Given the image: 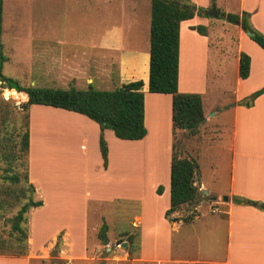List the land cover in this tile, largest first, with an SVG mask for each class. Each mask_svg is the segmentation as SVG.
Wrapping results in <instances>:
<instances>
[{"label": "rangeland", "instance_id": "1", "mask_svg": "<svg viewBox=\"0 0 264 264\" xmlns=\"http://www.w3.org/2000/svg\"><path fill=\"white\" fill-rule=\"evenodd\" d=\"M179 1L185 2L187 5H196L198 6L197 10L202 12L207 9L205 3L209 7L214 4L217 9L226 10L221 6L220 0H203L205 7L194 0ZM229 7L233 10L236 5L231 1ZM2 9L1 39L3 53L6 57L8 56L9 60L8 63H4L2 71L23 88L67 89L75 87L85 89L87 84L92 82L91 84L96 89L111 90L121 83L128 82L130 76L119 78L118 60H111V57L116 53L105 49H115L114 47L128 50L130 48L145 49L149 45L150 0H2ZM203 18L220 25L237 26V23L229 22L222 16L217 18L204 16ZM115 25L121 27L122 33L120 37L116 38L114 47L110 48L109 45L103 44V38L109 37L107 33ZM32 39H35L34 42ZM201 44L200 41L182 33L181 89L185 90L182 92L201 95L209 123L208 126L199 129L195 135H189L186 131L177 132L174 135V144L176 154L180 157H191V153L202 148V157L198 159L201 178L208 188L212 186L211 189L221 192L228 188L230 152L227 148L220 146L221 140L217 142L219 146L213 149L212 155H205V150L210 146V140L220 132V128L223 136L230 133L232 114L231 109L225 108L233 104V97L224 91L207 88L202 91L204 87H202L203 81L201 82L200 76L204 70L202 61L205 52L200 48ZM52 75L58 77L59 82L56 83L58 85L44 82V79H48ZM34 81L35 83H33ZM5 85V82L0 85V264H25L21 258L27 259L28 264H197L198 262L193 260L202 261L210 256L221 254L211 251L212 246L207 243L210 239L207 230L208 225L212 223L217 229L215 237L220 241L223 223H216L215 221L220 219L219 214L211 211L225 203L222 201L224 195L214 204H209L208 197H204V202L199 208L200 219L196 220L193 225L179 224L176 231L168 229L169 224L173 225L176 220L178 221L179 218L193 211L191 207L181 211L177 216L172 213L169 218H166L169 221L168 226L161 220V211L165 205L166 197L164 193L157 194L156 188L161 184L166 189L168 185L166 175L171 151L166 148V144L171 142V135L168 133L171 119L168 116V108L163 107L159 111L156 101L150 97H148L146 119L148 126L152 128L150 135L153 138L141 146H130L132 151L137 153H131L125 159L126 165L129 164V161L134 160L133 169L139 165H147L149 168L148 184L145 190L150 208L142 237L138 228L131 226L132 214L138 212L139 204L126 199L105 203L89 201L87 203L89 220L91 217L92 219L89 221L90 229L86 237V249L83 253L75 251L72 258L60 255V246L56 247L57 238L62 235V232H59L56 239L46 249L30 254L28 247L25 255L16 256L13 254L19 251L20 244L11 232L12 219L30 194V190L23 180L11 183L5 179L6 175L11 174L12 165L13 169L17 170L22 177L24 166L19 164L20 160L16 161L18 164H9L11 157L8 156L5 160L3 153L5 152L4 148L9 153L14 150V141L19 139L18 134L24 130L26 111L22 109L21 104L26 99L17 97V94ZM218 108H222V110L215 113L214 111ZM29 113L32 139L38 146L34 154L35 166L47 183L57 179V183L63 184L62 186L67 189L65 192L67 199L62 206V220L66 221L70 209L73 212L75 211L73 208L78 204L80 206L82 195H87L90 188L99 191V185L103 186L104 184L88 168L96 160L89 137H83L84 139L81 140L82 137L77 136L81 133L80 129L82 128L87 133V129H89L88 117L86 118L83 114L82 116H72L67 111L53 110L49 106L38 104L30 105ZM69 116L71 117L69 118ZM74 118L77 121L73 120ZM157 119L159 125L154 123ZM59 120L61 122L65 120L67 125L74 124L73 122L81 125H78L76 129L69 126L73 137L72 158H68L69 161H67L65 154H60L58 148L55 147L57 149L54 150L55 153L53 152L55 160H53V165H50L56 167H52V174L49 175L46 171L42 173V168H45L43 167V153L46 149L44 142L48 145V131L53 132L54 123ZM57 131L55 130V132ZM221 143L228 144V140L223 139ZM81 145L84 147V155L77 154V148L80 150ZM96 147L99 148V145L97 144ZM147 147L150 151L157 149L158 154L150 152L145 162L146 157L143 160L139 152L140 150L144 152L143 149H147ZM52 148L54 149V147ZM15 149L18 150L16 147ZM150 157L163 162L162 165L165 166L158 178H151ZM157 180H159L158 184ZM116 183L111 189L124 191L122 184L120 183L118 186L119 182ZM100 190L103 191V188ZM77 192H79V196L76 195ZM200 199L202 198L200 197L198 200ZM198 200L191 205L197 203ZM100 206L102 213L97 216L92 212V209ZM174 217H177L176 220H173ZM69 222L73 221L69 219ZM103 223L107 225L105 237L109 239L108 245L104 244L103 238L98 236V230ZM92 227H96V230H93ZM196 232H199V238L196 237ZM129 234L135 243H133L135 245L133 247L130 245ZM123 242H126L124 247L122 246ZM136 245H138L137 249ZM130 248H133V252L128 254Z\"/></svg>", "mask_w": 264, "mask_h": 264}, {"label": "crops", "instance_id": "2", "mask_svg": "<svg viewBox=\"0 0 264 264\" xmlns=\"http://www.w3.org/2000/svg\"><path fill=\"white\" fill-rule=\"evenodd\" d=\"M194 1L202 5L204 3L203 0ZM231 1L236 5V8L233 10L229 7ZM220 4L226 9H218L220 12H231L236 14H241L243 11L248 12L250 14L249 21L252 26L264 34V0H220ZM204 5L207 6V8L209 7L207 3ZM203 17L204 16L195 13L191 18L180 22L178 91L186 93L182 92L185 91L184 89H181V41L183 33L187 34L190 38L200 41L202 43L200 48L205 52V57L202 61V68H204V70H202L200 76L201 82L203 81L202 87H204L202 91L206 88L209 90L224 91L230 93L233 97V104L225 108L231 109L232 119L230 121V133L227 134V136H223L221 134V128L216 127L220 128V132L214 136V139L210 140V146L205 150V155H212L214 153L213 149L219 146L217 142L221 140L220 146L227 148L230 152L228 157V188L221 192L216 189H211L212 186L208 188L201 178L199 165V172L196 175L195 185L200 190L202 199L192 205L184 203L177 211L173 212L177 216L181 211L191 207V209L196 212L193 221L186 223L179 218L173 225L169 224V221H167L164 216V212L169 206L170 159L174 146L172 120H170L168 133L171 135V142L166 144V148H169L171 153L166 175L168 185L166 189L163 187L164 192H162L166 199L165 205L161 211V220L164 224H167L166 226L169 224L168 229L171 228L173 231H176V229L178 230L179 224L193 225L196 220L200 219L199 208L201 203L204 202V197H208L207 201L209 204H214L218 202L222 195H227L229 200L220 205V209L217 207L211 211L212 213L219 214L220 219L215 222L223 223L222 238L220 241L215 237L217 229L214 228L212 223L208 225L207 230V234L210 236L207 243L212 246L211 251L221 254L219 256H210L202 261H193L196 263L198 262L197 264H264V210L250 205L236 204L232 201V197L237 196L264 203V92L258 95L250 105H244L245 98L264 85V50L253 42L238 24L237 26L232 25V27L230 25H220L213 21H208ZM198 25L205 27V35L191 28L192 26ZM121 33L120 26H113L109 33H107L109 37L103 38V44L109 45L110 48L114 47L116 38L120 37ZM34 40L35 39H32V42H34ZM114 48L115 49L105 50H112L116 53L111 57V60H118L119 78L122 76L128 78L130 76L127 80L128 82L137 79L143 81L142 91L144 93V125L146 127V135L138 140H126L117 138L110 129H104L103 136L106 139L108 147L107 167L104 168L99 148L96 147L100 129L97 123L88 118L89 129H87V133H85L84 128H82L80 129L81 133L77 134V136H81V140L86 136L89 137L96 160L95 163L93 161L94 165H92V163V166L90 165L88 168H90V171L96 174L104 184L103 186L99 185V191L90 188L87 195H82L80 206L78 204L73 208L75 209L73 212L70 209V214L67 216L66 221H63L62 206L66 202L65 199H67L65 194L67 189L62 186L63 184L57 183V179L47 183L37 170L34 154L38 146L32 139L30 131L32 125L29 117L28 181L34 186L33 199L42 200L41 206L30 208L27 213L28 251L30 254L48 248V245L56 239L59 232H62L60 238V255L72 258L75 251H81L83 253L86 249V237L90 229L89 221L92 219L91 217L89 220V206L87 204L89 201L105 203L126 199L139 204L138 212L132 214L131 226L138 228L142 237V231L145 229V222L147 220V215H149L150 208L145 190L148 184L149 168L147 165H139L136 169H133L135 166L134 160L129 161V164L126 165L125 159H127L131 153H137L136 151H132L133 149H131L130 146H141L153 138L152 135H150L152 133V128L148 126L146 119L148 97L156 101V106L159 111L163 107H166V109L168 108V116L171 119V95L148 91L149 45L148 47L146 46L145 49L130 48L128 50L122 47ZM48 50L52 53L50 49ZM241 52H245L250 57L249 74L244 79L240 78L238 75V63ZM8 62L7 56L4 63ZM1 72L6 76L2 70ZM44 82L58 85L56 83H58L59 80L56 75H52L48 79H44ZM33 83H35V81ZM49 107L53 108V110L67 111L72 116H82V114L74 111L52 106ZM221 110L222 108H218L214 112L218 113ZM60 113L65 114L64 112ZM203 113L204 121L201 122L199 129H203L205 126H208L207 124L209 123L207 114H205L204 104ZM70 117L71 116H69V118ZM65 118L64 116V119ZM73 120L77 121L76 118ZM73 123L74 124L67 125L65 120L63 122L59 120L54 123V131H48V145L44 142V147H46V149L43 153V167L45 168H42V173L46 171L47 174H52L51 169L53 166L51 165H53V160H55L54 153L56 151L54 150H57L56 148H58L60 154H65L66 160L72 158L71 155H73V153L71 145L73 137L71 136V131H69V126L76 129L78 125H81L80 123ZM154 123L159 125V120L157 119ZM55 130L58 131L55 132ZM183 131L184 130H179L178 132ZM223 139L228 140V144H222L221 142ZM215 143L217 144L215 145ZM52 147H54V149ZM77 149V154H85L83 145L80 146V150L79 148ZM201 149L202 148L198 149L195 153H191V157L195 158L197 162L198 159L202 157ZM143 150L144 152L140 150L139 155L143 160H145L146 157L145 162L150 152L158 154V151H156L157 149H152V151H150L147 147V149ZM149 163L152 169L151 178L160 177L161 171L165 169V166L163 167L162 165L163 162H159L156 158L150 157ZM54 167L56 166L54 165ZM117 181L119 182L118 186L120 183L122 184L124 191L111 189L117 184ZM156 183L158 184L159 180H157ZM102 188L103 191L100 190ZM76 195L79 196V192H77ZM156 196L158 197V195ZM216 210L218 211L216 212ZM92 212L100 216L102 207L100 206L96 209H92ZM69 219L73 222H69ZM92 229L96 230V227H92ZM195 234L196 237L199 238V232ZM78 245L80 249L77 248ZM21 259L25 264H28L27 259Z\"/></svg>", "mask_w": 264, "mask_h": 264}, {"label": "trees", "instance_id": "3", "mask_svg": "<svg viewBox=\"0 0 264 264\" xmlns=\"http://www.w3.org/2000/svg\"><path fill=\"white\" fill-rule=\"evenodd\" d=\"M183 4L185 2L179 0H150L148 91L171 95L173 135L179 130H184L189 135H195L199 132L200 124L204 119L203 104L200 94L178 91L179 25L182 20L191 18L195 13L201 16L206 15L200 10L195 12L190 8H184ZM2 13V0H0V80L5 82V86L12 89L17 97L26 99L21 104L22 109L26 111L24 130L18 134L19 139L14 141V146L18 150L13 146L14 150L11 153L6 148L3 153L5 160L8 156L11 157L9 164H18L16 161L20 160L19 164L24 166L22 177L17 170L13 169L12 165L11 174L6 175L5 179L11 183L23 180L30 190V194L17 210L11 224V232L20 244L19 251L13 254L21 256L26 254L28 248V210L42 205V200L33 199L34 186L28 181L30 105L38 104L62 108L83 114L95 121L100 129L98 145L103 167L106 168L108 147L103 136L104 129H111L119 139L138 140L146 135L144 93L141 79L122 83L111 90L96 89L91 83L85 89L21 87L14 79L4 76L1 72L2 65L6 60L1 39ZM220 16L229 22L239 24L245 33L249 32V38L264 50V34L252 26L248 12L243 11L241 14L220 12ZM191 28L200 34H206L204 26L198 25ZM249 67V55L241 52L238 63L240 78L244 79L248 76ZM263 92L264 85L246 97L244 105H250ZM198 172L197 160L193 157L178 156L174 144L170 159L169 206L164 212L165 218H169L182 204H191L201 197V192L195 185ZM162 191L163 186L159 184L156 193L161 194ZM232 201L236 204L250 205L264 210V203L252 199L233 196ZM195 215L196 212L191 211L181 219L189 223L193 221ZM106 231L107 225L103 223L98 230V236L104 238ZM60 238V236L57 238L56 247L60 246ZM128 238L130 245L135 246L130 234ZM137 247L138 245H136V249ZM132 252L133 248H130L127 253L131 254Z\"/></svg>", "mask_w": 264, "mask_h": 264}, {"label": "water", "instance_id": "4", "mask_svg": "<svg viewBox=\"0 0 264 264\" xmlns=\"http://www.w3.org/2000/svg\"><path fill=\"white\" fill-rule=\"evenodd\" d=\"M214 1V0H213ZM184 8H190L193 11L197 10V6L196 5H187V4H183L182 5ZM204 15L206 16H211V17H219L220 16V11L215 7V5L213 4L211 7L205 9L203 11ZM249 34V32H247V35ZM2 81L0 80V85H1ZM204 121V119L202 120ZM229 198L227 195L222 196V201H228ZM173 220H176V218L174 217ZM103 243L108 245L109 239L107 237L103 238ZM126 245V242L122 243V246L124 247ZM108 249H110V247H108Z\"/></svg>", "mask_w": 264, "mask_h": 264}]
</instances>
